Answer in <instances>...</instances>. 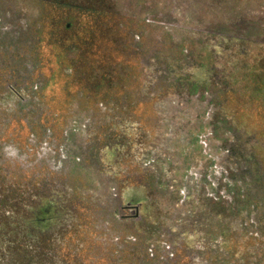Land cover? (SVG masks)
Listing matches in <instances>:
<instances>
[{
    "label": "rangeland",
    "instance_id": "374dc122",
    "mask_svg": "<svg viewBox=\"0 0 264 264\" xmlns=\"http://www.w3.org/2000/svg\"><path fill=\"white\" fill-rule=\"evenodd\" d=\"M142 2H148L150 20L144 29L138 28L140 37L136 42L126 30L128 23L121 19L124 27H118L115 36L50 37L47 30L52 27L39 23L40 19L44 21L54 14L61 24L71 22L74 29H80L83 24L91 26L89 16L82 12L72 15L62 6H54L56 11H52L50 5L34 0H0V32L17 38V46L34 62L39 49L43 83L39 92L43 107L39 110L52 131L47 132L46 138L63 140L48 148L43 145L45 151L41 154L47 164L43 163L38 155L39 145L32 140L29 129L19 120H9L16 115L10 112L17 110L6 104L0 108V123H7L0 131V264H66L56 256L46 255L44 249L51 244H59V254L67 256L68 264H82L85 255L78 251L79 244L86 249L96 241L100 243V254L93 259L87 256V264H187L184 249L173 241V233L187 230L189 222L201 217L194 209L195 200L213 185L226 184L223 176L231 169L227 149L245 140L243 144L248 149L252 147L256 156L259 149L252 142L264 147V40L244 44L237 53L240 56L227 57L231 62L221 50L217 85L191 91L185 85L187 73L201 78L205 65L217 62V54L207 47L216 41H229L225 36L204 35L205 30L246 14L264 25V0H85L82 7L91 3L97 8L116 7L135 24L143 15ZM189 13L193 15L191 22L184 19ZM184 22H188L186 27L181 26ZM28 28L39 29V45L35 38L17 33ZM9 44L10 38L0 36V47ZM8 57L20 65L15 50L4 48L0 59L6 66ZM186 57L191 63L185 70L174 60ZM164 62L173 66L171 76L176 74L175 79L164 77V69L157 67L143 74V67ZM97 73L103 74L111 86L96 82ZM148 74L157 77L156 81L150 82ZM144 81L148 84L147 93H141ZM4 83V78H0V97L4 95ZM223 87L231 91L224 93ZM35 106L37 110L36 103ZM122 110L126 114L120 113ZM116 117L130 118L139 129H145L146 143L142 142L140 149L143 160L167 182L166 190L158 194L161 202L156 209V222L163 221L164 226L150 233L161 243L159 252L139 245L142 237L132 232L130 221L113 213L120 202L118 191L87 156V136L93 132L101 140L102 132H107L106 126ZM110 133L107 144L114 152L132 141L129 131L125 136ZM36 138L41 139L42 133ZM98 151L100 156L102 149ZM103 159L104 164L112 162L106 154ZM46 170L50 176L44 181L40 176ZM31 175L39 180L25 183ZM50 183L67 193L64 195ZM48 198L68 218L51 219L39 231L31 219L41 212L40 205ZM232 219L235 225L244 224L238 215ZM205 222L207 231H213L210 216ZM117 242L124 243L120 246Z\"/></svg>",
    "mask_w": 264,
    "mask_h": 264
},
{
    "label": "trees",
    "instance_id": "16d2710c",
    "mask_svg": "<svg viewBox=\"0 0 264 264\" xmlns=\"http://www.w3.org/2000/svg\"><path fill=\"white\" fill-rule=\"evenodd\" d=\"M167 15L169 16V14ZM168 16L166 22H169ZM192 16V13H189L184 18L185 21L191 22L193 19ZM238 17L229 18L226 23L220 22L217 26H210L209 29L205 30L204 35L210 34L213 37L225 36L229 41L227 43L216 41L212 46L207 47L209 51H213L215 55L217 54L215 58L217 62L215 61L216 63L205 65L202 69L203 77L201 76V78H195L188 73L186 74L187 83L185 85L189 87L190 91L197 90L200 87H208L210 84L217 85L219 83L220 80L216 79H219L217 76L219 69L217 68L219 67V62L222 61H219L220 57H222L220 54L221 50H225L224 57L226 59L227 57H238L240 55L237 53L243 48L244 44H252L257 40H264V25L262 23L250 19V16L247 14L241 19ZM188 22L182 23L181 26L186 27ZM190 27L192 28L193 26ZM0 36H7L11 39V44L7 47H0V55L4 48L15 50L16 60L20 64L17 66L16 63L10 62L8 57L5 61L9 64L6 66L0 59V78H4L5 80L4 95L0 97V108L6 104L11 109L17 110L16 112H10V114L16 113V115H13L12 118L9 117V120L14 119L16 122L19 120L21 121L20 123H23L29 129L33 135L32 140H35L39 145L38 155H41V161L46 163L47 160L41 154L45 151L43 145L48 148L49 145H54V143L61 144L62 139H47V132L52 131L46 125L40 114L42 110L39 109L43 107V104L39 92L41 91L43 83L41 82L42 79L39 71L41 68L39 49H36L37 57L34 62V59L32 61L29 55L23 53L17 46L20 43L17 38H13L9 33L2 32H0ZM139 37H135L136 42H139ZM34 40L36 45H39V38L37 37ZM30 44L31 40H28L26 45L28 49L30 48ZM140 48L142 50L141 44ZM3 55H6V51ZM227 60L231 62V60ZM235 60L239 61V59H232V61ZM174 61L185 70L189 68V64L191 63L189 57L183 60L179 58ZM152 66L153 63L149 65L148 69L151 70L157 67L162 70L163 68L165 72L164 77H172L175 79L176 74L171 76L173 72L172 65L168 67L169 65L164 62V64L157 63L154 67ZM151 74L154 75V72ZM151 74H148V80L153 83L157 77L151 78ZM11 80L14 82V85L8 84ZM227 85L230 86L231 84ZM221 91L228 93L231 90L229 87H223ZM35 103L37 104V110ZM22 109H25V111H22ZM4 117L6 118V115ZM111 120L113 121L109 123L110 125L106 126L107 132L105 129L102 132L103 138L101 140L99 135L94 133L93 136V132L87 136L88 140L86 143L87 156L90 159L89 162L91 161V164L95 165L102 175L110 179L112 188L118 191V196L121 202L123 201V204L130 203L133 207L136 206L138 208L137 212L135 214L133 213L130 217L122 216L121 210L118 207L119 205L116 206V210L114 209L113 213L116 216L121 215L124 221H130L132 232L142 237L139 240V245H143V248L149 251L152 249L159 252L161 243L158 242L156 236L154 238L150 233L153 232L152 230L154 228L159 230L162 225L164 226L163 221L156 222V218L158 217L156 215V209L160 207L161 202L158 194L166 190L165 185L167 182L159 178L152 167H148L145 163L146 161L143 160V151L140 149L146 143L145 129H139L140 126L130 118L116 117ZM6 125L4 122L0 123V126H2L0 127V131ZM126 131H129L131 136H133L132 143H126L124 147H120L114 152L115 149L113 150L109 146L111 144H107V138H109L108 133L125 136L127 135L125 134ZM41 133L42 138H36V135H41ZM129 139L131 138L129 137ZM243 143H239L238 141L234 147L227 149L230 155L228 158L231 162V169L228 168V174L223 176L224 179H227L226 184L218 187L213 185L210 191H206L199 200L194 201V209H198L201 217L194 218L187 225L188 229L185 231L181 230V233H173L174 230L172 231L173 241L180 244L182 249H184L187 264H264V147H261L257 142H252L256 144L255 148L257 150L259 149L255 156L252 152V147L248 149ZM98 148L102 149L100 156ZM104 154L110 156L112 162H106L104 164ZM34 159H37V157L34 156ZM41 174V180H49L48 177L50 174L49 172L47 173V170ZM33 179L39 180V177L35 175L33 177L31 175L24 182L27 183ZM50 184L55 186L53 188H59L64 195L67 193L59 185L56 186L55 183ZM72 194L75 195L74 193ZM40 206L41 212L31 219L39 231L45 229L51 219L58 221L63 220L62 218L65 219V217L68 218L66 213H60L55 209L52 200L49 198ZM236 215L239 216V219L244 224L242 222L240 225L232 223V218ZM206 216H210L214 222V230L211 232L207 231ZM224 219H227V221L223 222ZM204 232L206 233L204 234ZM117 243L121 246L124 242ZM48 246V248L44 249L46 255L51 254L56 256L68 264L67 256L64 257L59 254V244H51ZM74 248L71 251H74ZM78 248L80 254L85 255L81 260L82 264H87L85 263L87 256L93 259L100 254L98 251L100 243L98 241L93 243L89 248L86 247L85 249L81 244H79ZM216 255L219 256L218 259Z\"/></svg>",
    "mask_w": 264,
    "mask_h": 264
},
{
    "label": "flooded vegetation",
    "instance_id": "af4514ba",
    "mask_svg": "<svg viewBox=\"0 0 264 264\" xmlns=\"http://www.w3.org/2000/svg\"><path fill=\"white\" fill-rule=\"evenodd\" d=\"M38 3H40L41 5L43 4H47L51 6L52 11H56L54 8V6H62L63 9L66 10H70V14L75 15L77 13H81L84 15H88L89 16V23H90V27H87L85 24L81 25L80 29H74L73 28V24L71 22L69 23H65V24H61L62 22L57 21L54 18V14L52 16H50L49 18H46L43 20L40 19L39 23H47L48 26L50 25L52 27V29L47 30V32L49 33V36H68V37H85V36H89V37H111V36H115L117 34V29L118 27H124L123 24H121L119 22V19H121L122 23L127 22L129 26H127L128 28H126L129 36H132V34L134 35V37H138L140 36V32L137 31L139 27H142L144 29V27L147 26L148 21L150 20L149 18V9L147 7V3H141L142 4V12L143 15L141 16V18L137 19V22L134 24L131 21V18H128V15H125L124 11L119 10L118 8H106L104 5H101V7H95V4L91 3V4H87L88 7L83 8L82 6H85L84 1L85 0H75V2L68 1V0H34ZM89 2L91 0H88ZM99 2H105L106 0H96ZM81 3V4H80ZM100 4V3H99ZM102 4V3H101ZM104 6V7H103ZM146 6V7H145ZM43 17V16H42ZM43 19V18H42ZM127 19V20H126ZM134 24V26H133ZM130 26H133L134 28L132 29ZM87 28V29H85ZM144 32V31H143ZM17 33H20L21 36L24 37H32V38H37L41 35L39 29H19L17 30ZM40 34V35H39ZM73 49V47L71 48ZM147 52V51H146ZM145 52L142 49L141 54L143 55ZM71 56L74 55V53H70ZM143 74H145L147 71L149 72L148 66L143 67ZM145 72V73H144ZM103 74H97L96 79L100 84L106 85V86H111L110 82H107L104 77ZM147 76V74H146ZM12 81V80H11ZM14 83V82H12ZM9 84H11L9 82ZM89 84V83H88ZM95 83H93L94 85ZM14 85V84H13ZM98 86V85H96ZM143 88H141V93H143L145 90V92L147 93L148 90V84L147 81H144ZM145 95V94H143ZM112 103H115L114 100H111ZM116 111V110H115ZM43 111L40 112V114ZM120 113L122 114H126L125 110H122ZM119 205V206H118ZM118 207L120 208V210L126 211V213H124L122 216H127L130 217L133 215V213L135 214V212H137V207L136 206H132L130 205V203H125L123 204V201L118 203ZM116 210V209H115ZM114 211V210H113Z\"/></svg>",
    "mask_w": 264,
    "mask_h": 264
}]
</instances>
